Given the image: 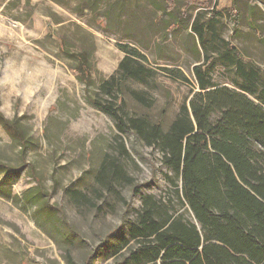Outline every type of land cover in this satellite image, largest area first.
<instances>
[{
  "label": "rangeland",
  "instance_id": "obj_1",
  "mask_svg": "<svg viewBox=\"0 0 264 264\" xmlns=\"http://www.w3.org/2000/svg\"><path fill=\"white\" fill-rule=\"evenodd\" d=\"M231 3L221 0L218 12ZM237 3L242 26L234 34L225 14L204 8L183 16L180 0H0V111L19 119L29 137L22 154L0 126V163L25 165L4 186L12 200L0 195V264H85L93 255L95 264L113 263L107 258L127 236L125 222L143 210L144 197L165 196L166 169L162 154L133 134L124 137L130 158H122L113 120L87 98L118 76L123 47L135 50L146 58L140 59L146 74L143 83L126 82L122 115L164 119L167 130L199 91L195 66L207 62L192 29L195 20L205 31L208 61L224 62L223 42L229 41L264 79V1L253 18L246 0ZM249 21L259 26V36ZM64 50L88 56V93L72 69L77 61ZM236 78V68L220 63L213 73L215 82L229 87ZM113 161L132 181L110 168L109 191L97 176L103 163ZM76 190L86 198L75 200ZM36 201L49 204L56 216ZM177 205L173 196L171 206Z\"/></svg>",
  "mask_w": 264,
  "mask_h": 264
},
{
  "label": "trees",
  "instance_id": "obj_2",
  "mask_svg": "<svg viewBox=\"0 0 264 264\" xmlns=\"http://www.w3.org/2000/svg\"><path fill=\"white\" fill-rule=\"evenodd\" d=\"M180 1L183 16L206 8L219 16L225 14L234 34L242 26L237 0L219 12L221 0ZM258 1L246 0L252 18ZM196 21L192 29L207 62L195 66L199 91L188 105L182 106L167 130L164 119L151 122L144 117L126 119L122 115L126 82L143 83L146 74L140 64V59L146 58L135 50L123 47L126 56L119 65L118 76L103 81L96 97L87 98L113 120L122 158H130L124 137L133 134L162 154L166 169L165 196L144 197L143 210L136 220L125 222L127 236L120 238L107 258H113L112 264H264V79L257 68L248 67L238 48L229 41L223 42L224 62L208 61L205 31ZM249 23L259 36V26ZM64 54L77 61L72 69L88 93L93 85L88 56L68 50ZM218 63L236 68L238 78L231 80L232 87L213 79ZM136 95L142 104L148 103V98ZM0 126L25 153L29 137L19 119L9 120L0 111ZM24 168L25 165L0 163V195L8 201L12 198L4 186L10 187L8 181ZM110 168L117 178L132 181L116 161L109 165L105 162L97 179L109 191H114L113 183L105 180ZM134 189L135 196H139V187ZM71 195L75 200L86 198L77 190ZM173 196L177 207L171 206ZM38 203L50 214L56 212L44 201ZM94 257L97 255L88 257L85 264H95Z\"/></svg>",
  "mask_w": 264,
  "mask_h": 264
}]
</instances>
